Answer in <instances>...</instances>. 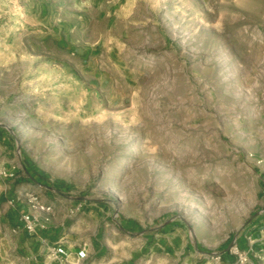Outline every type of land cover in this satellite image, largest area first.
Returning a JSON list of instances; mask_svg holds the SVG:
<instances>
[{
  "label": "rangeland",
  "instance_id": "obj_1",
  "mask_svg": "<svg viewBox=\"0 0 264 264\" xmlns=\"http://www.w3.org/2000/svg\"><path fill=\"white\" fill-rule=\"evenodd\" d=\"M0 133V194L55 205L33 233L0 208V264H57L17 239L45 228L82 264H158L167 238L236 262L263 200L264 0H0Z\"/></svg>",
  "mask_w": 264,
  "mask_h": 264
},
{
  "label": "crops",
  "instance_id": "obj_2",
  "mask_svg": "<svg viewBox=\"0 0 264 264\" xmlns=\"http://www.w3.org/2000/svg\"><path fill=\"white\" fill-rule=\"evenodd\" d=\"M0 143H4L3 134L0 133ZM5 164V163H4ZM6 167H8V164H6ZM13 185H10L7 189L4 190L0 194V198H5V200L1 203L0 202V208L3 209L2 218H4L7 222L15 221L16 223L20 222L22 220V214L27 213L24 211L25 208L29 210L30 205L28 203H24V200H21V197L23 195V192H21L19 195L15 196V194L12 192ZM45 205H52L55 208V205L51 203H47L45 200L41 202ZM264 207V201L262 200L258 210ZM25 212V213H24ZM42 218L45 220L48 219L49 214L47 213H41ZM40 214V215H41ZM22 233V234H21ZM17 239H19L23 247H25V250H27L28 254L32 253L33 256H35V253L43 254L44 257L46 254H48V248L50 245H54L57 241H60L61 238L55 234V232L51 229L45 228L44 230H41L37 233L36 237H30L31 235L26 231H22ZM4 236V239L1 240V244L5 243V247L7 248V245H13L12 237H13V231L9 229H5V234H2ZM166 237H170L166 235ZM171 239V238H170ZM169 238L165 240V251H168L165 254H162L165 256V258L158 259V264H186L189 260L186 259V262L183 261V259H177L174 260L172 255H177L174 251L175 242H172ZM240 244L237 246L242 252H244L248 256V263L247 264H264V216H262L256 224H252L251 226H248L246 230L244 231V234L242 235V239H240ZM66 245V243L64 242ZM67 246V245H66ZM184 247H187L185 244ZM10 249V247H9ZM76 249L73 251L71 249V252L69 254L67 262H69V258L71 255H74ZM171 251L172 253H169ZM74 252V253H73ZM180 254L187 255L189 250L187 248H183L180 251ZM193 257V264H219L218 262H209L203 255H192ZM34 257H30L29 259H32ZM197 258V259H196ZM229 261L226 262V264H239L238 261L233 262L231 257H229ZM85 262V261H84ZM77 264V261L75 262ZM83 262H81L82 264ZM189 264V263H188Z\"/></svg>",
  "mask_w": 264,
  "mask_h": 264
},
{
  "label": "built area",
  "instance_id": "obj_3",
  "mask_svg": "<svg viewBox=\"0 0 264 264\" xmlns=\"http://www.w3.org/2000/svg\"><path fill=\"white\" fill-rule=\"evenodd\" d=\"M261 183H262V199L264 201V174L261 178ZM55 188V187H54ZM52 190V189H51ZM30 207L32 208L31 211H28L27 213L23 214L22 219L25 222L26 229L30 232L33 233L35 232V224H34V218L37 217L35 215L38 214L40 215L41 213H47L51 214L53 213L54 206L52 205H45L42 203H39L36 197H31L29 201ZM33 211V212H32ZM264 216V207L257 210L252 218L250 219L249 223L250 226L252 224H256L257 221ZM64 238L60 239V241L56 242L54 245L49 246L48 248V254L51 260L56 262L57 264H66L68 263V257L71 252V247L66 246L63 242ZM231 253L237 256V261L239 264H247L248 263V256L242 252L239 251L237 247L231 249ZM76 261L77 264H80L81 262H84L88 259V248L87 245H79L76 249Z\"/></svg>",
  "mask_w": 264,
  "mask_h": 264
}]
</instances>
